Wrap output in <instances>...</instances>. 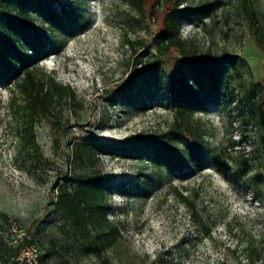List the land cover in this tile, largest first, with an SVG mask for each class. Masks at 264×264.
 <instances>
[{
    "label": "rangeland",
    "instance_id": "1",
    "mask_svg": "<svg viewBox=\"0 0 264 264\" xmlns=\"http://www.w3.org/2000/svg\"><path fill=\"white\" fill-rule=\"evenodd\" d=\"M206 1L215 5L197 14L196 6ZM245 2L246 8L243 0L180 5L187 8L181 36L208 65L195 112L206 146L198 171H168L153 161V147L168 141V90L163 76L133 61L142 49L155 54L152 37L170 3L146 0L142 15L125 0H45L56 11L64 9L67 19L56 26L48 55H40L36 66L69 85L75 98L63 96L36 120L47 163L29 174L13 161L16 121L7 108L22 97L0 77V264H18L4 239L18 240L21 231L46 255L45 264H264V152L256 118L257 87L264 83V45L258 41L264 0ZM152 5L159 8L154 21L148 15ZM31 15L40 32L41 12L31 9ZM126 39H140L142 46L134 51ZM178 56L171 51L157 57L164 73L173 72ZM134 69L140 74L126 89ZM121 87L126 90L112 105L109 99ZM88 137L95 152L80 160L76 143ZM169 143L182 145L179 138ZM98 172L106 219L118 226L119 236L97 256L81 252L54 202L57 184ZM173 187L193 203L195 216Z\"/></svg>",
    "mask_w": 264,
    "mask_h": 264
},
{
    "label": "trees",
    "instance_id": "2",
    "mask_svg": "<svg viewBox=\"0 0 264 264\" xmlns=\"http://www.w3.org/2000/svg\"><path fill=\"white\" fill-rule=\"evenodd\" d=\"M125 1L140 14L145 15L146 0ZM165 1L170 3V7L166 8L162 25L152 37L155 54L149 55L147 50L142 49L133 63L135 67L142 66L155 75L163 76L168 90L172 121L164 133V138L168 141H162L153 147L155 165L162 166L168 171L186 167L198 171L204 159L206 144L204 127L195 118V112L201 106L199 79L204 70H208V65L196 59L188 40L181 36L180 26L187 8L184 9L180 5L186 0ZM245 1L243 0V5L246 8ZM214 5L211 1L203 2L196 6V13L208 14ZM31 9H37L42 14L40 32L35 30ZM158 9L152 5L148 11L153 21ZM66 19L64 9L61 12L56 11L54 7L50 8L45 0H0V77L5 84L13 85L22 97L21 102L11 99L7 105L10 117L16 121L17 150L13 161L19 169L29 174H34L47 163L36 140V120L63 96L75 98L74 90L69 85L57 83L52 76L46 75L36 66V60L40 55H48L56 26L63 25ZM259 36L258 41L264 45V31ZM126 42L134 51L136 47L142 46L140 39H126ZM171 51L177 52L179 56L174 60L173 72L166 74L159 66L157 57L167 55ZM140 71V69L129 71L125 79L126 89L135 83ZM11 81L13 83H10ZM126 89L123 87L116 89L109 102L113 105L117 98H122ZM257 94L258 140L264 152V83H258ZM133 138H141L144 144H149L145 139L147 137L143 135H133ZM175 138L181 140L180 149L172 147L169 143ZM92 140L88 137L76 143L75 152L80 160L84 154L95 152ZM67 180L68 178L65 179ZM56 188L54 207L80 241L81 252L100 255L106 244L119 236L118 226L108 223L106 219L104 179L100 172L74 176L72 179L69 178L67 183L57 184ZM172 190L195 216L193 203L182 195L177 187H173ZM31 243L33 242L28 236L24 237L20 244L13 248L14 256L22 246ZM45 258L46 255L40 253L42 264H45Z\"/></svg>",
    "mask_w": 264,
    "mask_h": 264
},
{
    "label": "built area",
    "instance_id": "3",
    "mask_svg": "<svg viewBox=\"0 0 264 264\" xmlns=\"http://www.w3.org/2000/svg\"><path fill=\"white\" fill-rule=\"evenodd\" d=\"M19 236L18 240L14 239L10 241L4 239V243L15 248L20 244L24 237H27L23 231L19 233ZM15 260L18 264H42L40 261V251L35 243L22 246L15 257Z\"/></svg>",
    "mask_w": 264,
    "mask_h": 264
}]
</instances>
